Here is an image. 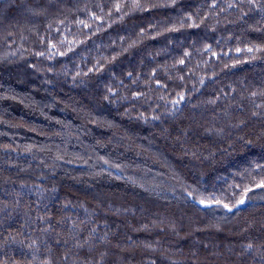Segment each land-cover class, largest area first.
I'll return each instance as SVG.
<instances>
[{
  "label": "trees",
  "instance_id": "trees-1",
  "mask_svg": "<svg viewBox=\"0 0 264 264\" xmlns=\"http://www.w3.org/2000/svg\"><path fill=\"white\" fill-rule=\"evenodd\" d=\"M0 264H264V0H0Z\"/></svg>",
  "mask_w": 264,
  "mask_h": 264
},
{
  "label": "rangeland",
  "instance_id": "rangeland-1",
  "mask_svg": "<svg viewBox=\"0 0 264 264\" xmlns=\"http://www.w3.org/2000/svg\"><path fill=\"white\" fill-rule=\"evenodd\" d=\"M152 175V177H151V180H149V182H148V186H149V188L147 187V186H143V184L140 182V181H137V179H135V177H133L132 176V178L133 179H131L132 181H134V182H136V183H140L141 185L140 186H142V188L144 189H148V190H150V191H152L153 193H156L157 195H159L160 193H166V194H168V195H174V194H172L173 192H171V191H169V190H166V189H163V188H159V187H157V185L156 184H154L155 182H160L161 181V179H163L161 176H159V175H155V174H151ZM135 179V180H134ZM135 183V184H136ZM178 191V193H180V194H184L185 193V188H180V189H178L177 190ZM195 194V193H194ZM179 196V195H178ZM164 197H166V198H168L167 196H164ZM169 198H171V197H169ZM246 201L244 198L243 199H241V201ZM240 202V201H239Z\"/></svg>",
  "mask_w": 264,
  "mask_h": 264
},
{
  "label": "water",
  "instance_id": "water-1",
  "mask_svg": "<svg viewBox=\"0 0 264 264\" xmlns=\"http://www.w3.org/2000/svg\"><path fill=\"white\" fill-rule=\"evenodd\" d=\"M240 206H242L241 203L237 204V206H236L235 208H238V207H240ZM235 208H228V210H229V211H232V210H234Z\"/></svg>",
  "mask_w": 264,
  "mask_h": 264
},
{
  "label": "snow or ice",
  "instance_id": "snow-or-ice-1",
  "mask_svg": "<svg viewBox=\"0 0 264 264\" xmlns=\"http://www.w3.org/2000/svg\"><path fill=\"white\" fill-rule=\"evenodd\" d=\"M243 203V202H242Z\"/></svg>",
  "mask_w": 264,
  "mask_h": 264
}]
</instances>
